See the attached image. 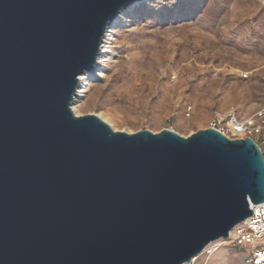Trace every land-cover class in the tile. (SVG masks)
<instances>
[{"label":"water","instance_id":"1","mask_svg":"<svg viewBox=\"0 0 264 264\" xmlns=\"http://www.w3.org/2000/svg\"><path fill=\"white\" fill-rule=\"evenodd\" d=\"M142 0H0V264H186L264 204V156L215 129L115 131L72 105Z\"/></svg>","mask_w":264,"mask_h":264},{"label":"rangeland","instance_id":"2","mask_svg":"<svg viewBox=\"0 0 264 264\" xmlns=\"http://www.w3.org/2000/svg\"><path fill=\"white\" fill-rule=\"evenodd\" d=\"M109 43L103 76L89 83L77 116L187 138L209 129L215 113L244 120L264 107V0H142L123 12ZM231 233L193 264H252L256 248Z\"/></svg>","mask_w":264,"mask_h":264},{"label":"built area","instance_id":"3","mask_svg":"<svg viewBox=\"0 0 264 264\" xmlns=\"http://www.w3.org/2000/svg\"><path fill=\"white\" fill-rule=\"evenodd\" d=\"M210 128L232 140L253 139L264 156V107L244 120L233 116L226 118L215 113ZM234 233L238 244L253 245L256 248L252 255V264H264V249H260L264 247V204H261L259 210L253 209V215L236 226Z\"/></svg>","mask_w":264,"mask_h":264},{"label":"bare ground","instance_id":"4","mask_svg":"<svg viewBox=\"0 0 264 264\" xmlns=\"http://www.w3.org/2000/svg\"><path fill=\"white\" fill-rule=\"evenodd\" d=\"M136 3H138V2H136ZM136 3H134V4H136ZM134 4L130 5L126 9L131 8ZM126 9H124L121 13H119V15H117V17L108 26V29H107L106 34H105L104 39H103L101 55L98 58V64H97L95 72L93 73V75H94L93 78L87 72H85L80 77V87L78 88L77 97L75 98L74 103L72 105V109H73V111H74V113L76 115H79V114L76 111L75 106L78 105V104H80V105L84 104L85 93H87V91H88L87 88H88L89 83H91L95 79L101 78L103 76V70H104L103 69V65L108 62V55L106 53H107V49H108V44H110L109 40H110V38H111V36H112V34L114 32V29L116 28L117 24L120 23V16L123 14V12ZM103 120L106 121V119H103ZM252 208L259 210L261 208V205H257V206H253L252 205ZM221 241H227V240H221ZM224 245L225 244H223V243L218 244V246L216 245L217 248L213 252V254L216 253V252H217V254L221 253L222 252L221 250L223 249ZM212 246H213V244L208 246V248H206L205 251H209V249H211ZM195 261H196V259L194 258L191 263L193 264Z\"/></svg>","mask_w":264,"mask_h":264}]
</instances>
